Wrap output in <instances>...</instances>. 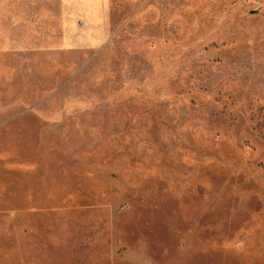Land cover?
I'll return each instance as SVG.
<instances>
[{
	"label": "rangeland",
	"instance_id": "374dc122",
	"mask_svg": "<svg viewBox=\"0 0 264 264\" xmlns=\"http://www.w3.org/2000/svg\"><path fill=\"white\" fill-rule=\"evenodd\" d=\"M0 264H264V0H0Z\"/></svg>",
	"mask_w": 264,
	"mask_h": 264
}]
</instances>
